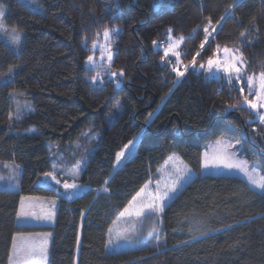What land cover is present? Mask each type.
I'll return each instance as SVG.
<instances>
[{
	"label": "trees",
	"instance_id": "1",
	"mask_svg": "<svg viewBox=\"0 0 264 264\" xmlns=\"http://www.w3.org/2000/svg\"><path fill=\"white\" fill-rule=\"evenodd\" d=\"M2 2L6 23L23 29L25 39L16 54L0 34V73L20 66L10 82L0 84V171L20 166L17 190L0 188V264H9L15 234L30 230L53 233L50 264H264V195L229 175L192 177L161 215L159 245L154 234L136 248L106 247L112 224L171 153L198 171L206 144L225 136L240 140L246 158L264 168V124L252 120L247 106L225 111L241 94L191 66L194 57L197 64L214 54L218 44L239 48L249 74L264 71V0H40L42 12L23 0ZM234 4L229 18L226 9ZM207 18L218 34L196 56ZM105 27L120 30L108 70L124 75L108 74L94 84L98 68L86 59ZM242 32L250 43L242 41ZM169 34L185 38L182 59L189 67L179 69L183 77L162 60ZM13 89L29 99L31 110L9 121ZM30 128L39 133L25 132ZM84 131L100 138H92L75 181L85 187L69 200L62 184L73 180L66 175L57 174V187L43 182L53 170L48 142L62 149L81 145ZM133 137L116 165V154ZM28 195L58 198L53 225H17L21 199Z\"/></svg>",
	"mask_w": 264,
	"mask_h": 264
},
{
	"label": "snow or ice",
	"instance_id": "2",
	"mask_svg": "<svg viewBox=\"0 0 264 264\" xmlns=\"http://www.w3.org/2000/svg\"><path fill=\"white\" fill-rule=\"evenodd\" d=\"M31 3L35 4L36 0H31ZM232 7L226 9V14L230 18L234 15L232 12ZM5 7L3 4H0V34L4 35L8 42L11 45L19 49L22 39L23 32L18 27L9 28L5 23ZM226 16H221L220 21H225ZM217 25L222 30V24L217 22ZM171 29L168 30L171 33ZM196 31L195 29L193 30ZM204 33V41L200 44V50L196 53V56H200L201 52L205 50V45L208 44L209 48H211V44H209V37H211L212 41H215V34H218L217 27L213 26L210 18H207V26L202 29ZM120 30L118 28H107L105 27L103 31V38L107 44L111 39H113L116 35H118ZM242 41L247 44L250 41H247L246 34L244 32L240 33ZM86 39V38H85ZM184 37H179L176 40H172L169 37V44L166 48L163 49V57L162 60H167L169 63L171 61L168 59L169 54L176 57L177 61H179L180 52L177 51L179 46L184 42ZM153 46L157 51H160V47L156 41H153ZM95 42L93 43V47H95ZM103 50V49H102ZM223 53V59L220 58H209L207 60V71L212 74V78L220 79L227 83L229 93L235 90L241 94V99L236 104H229L225 107V111H230L233 109H239L244 106H247L249 109L253 110L258 117V120L261 124H264V71H261L258 75L255 73L249 74L248 72V64L244 58L242 51L239 48H229L224 47L221 49L220 45H216L215 54ZM113 57V53L111 48H108L107 60L109 61V65L111 64ZM94 58L93 56L87 57V63L92 64ZM182 61L177 63L172 67V71L177 73V77H183L185 75V71H187L189 65H184L185 71H179V66ZM192 67H196V59L195 57L191 63ZM199 67L201 69L205 68V64H200ZM17 65H10L7 69V72L0 73V82L8 83L11 78L16 75ZM215 70V71H214ZM109 75L113 78L117 76H123L124 72L121 70L119 73L115 71H109ZM99 77V73L96 76L92 77V82L95 84ZM117 86L120 81H114ZM245 90H247V94L245 95ZM10 95L14 98L17 95H22V93L13 90ZM249 96L252 99H249ZM117 108L119 105L117 104ZM24 109H30V104L25 103L24 105H20L19 102H16V107L14 112H10L9 121L12 120H20L24 115ZM151 115V114H150ZM150 122V121H149ZM143 131V130H142ZM84 133H82L83 135ZM137 140V137H133V140H130L128 144L124 145L123 149L116 154V165H119L121 160L125 157V153L129 150L130 146L134 141ZM230 147L235 148V145H230ZM58 145H52L49 147V155L50 157H56V159L51 160L50 167L53 169L52 171L45 172L44 176L46 178H50L55 182L56 185L61 184V180L58 178L57 174L62 173L67 175L68 173L64 172L63 168L58 167L57 165L63 161V157L58 155ZM75 155V153L73 154ZM238 156V152L225 154V155H217L214 156L211 160H209L208 153H204V162L203 167L205 169L208 168H224L229 171L238 170L242 173L246 178L250 185L253 186L254 189H258L261 195H264V177H262L259 181L254 179L253 173L256 171L254 168L250 171L246 162L238 161L236 157ZM169 161L173 160V157L168 158ZM86 161L83 159L76 161L75 167L72 169L70 175L75 178L79 176V173L83 166H85ZM167 164V162H166ZM5 167H9L11 169L10 174L5 177L0 175V181L8 180L15 182L18 177V169L19 165H5ZM171 180L169 184L167 181ZM190 181V170L180 167H175L171 173H165V182L161 184V181L157 180L155 182L156 188L154 193L146 194V189L152 181H149V184H146L144 188H142L135 197H133L132 201L128 204L127 207L123 209L120 213V217H134V222L131 224L130 228H126L123 230H117L115 232V238L109 239L108 244L119 246L120 242L126 241L129 245L141 243V238L139 236L140 230L143 228L144 221H152V226L147 230V236L152 237L155 233V241L157 245L161 242V235L159 232V228L156 226L159 224V216L163 213L166 205V201L172 199V197L178 192L180 186L183 183H187ZM105 184L108 183L107 180L104 181ZM63 189L67 195L69 200L77 197L81 194L82 190L85 186L79 185L73 179L72 183H68L64 181L62 184ZM57 190L58 189H53ZM30 197H25L21 201V209L19 212V216L21 217H33L35 219H51L52 215L48 214L47 216L41 217L38 216L33 211H25V200H31ZM54 206V202H53ZM110 233L112 230H109ZM50 235V234H49ZM47 259V237H32L25 236L22 233H17L13 238L12 243V256L10 257L11 264H38L39 261Z\"/></svg>",
	"mask_w": 264,
	"mask_h": 264
},
{
	"label": "rangeland",
	"instance_id": "3",
	"mask_svg": "<svg viewBox=\"0 0 264 264\" xmlns=\"http://www.w3.org/2000/svg\"><path fill=\"white\" fill-rule=\"evenodd\" d=\"M23 1H25L30 8H32V9H34L36 11L42 12V4H40V0H36L35 4L31 3V0H23ZM0 4H3L4 7H5V18L4 19H5V23H6V16L8 14V12H7L8 7L4 4V2H2V0H0ZM6 25L9 28L14 27V26H11V25L9 26L8 23H6ZM21 30L23 32V39H22V43H23V41L25 39V33H24L23 29H21ZM1 36L4 38L6 43L13 49V51L16 54H19L21 52L22 46H23L22 43H21L19 49H16V48H14L11 45V43L8 42L7 38L4 35L1 34ZM169 37H171L172 40H176V39H178L179 37H182V36L169 34L168 35V43L163 45L162 49H164V48H166L168 46ZM95 45L96 46L94 47L93 53H91L89 55V56H93L94 60H93L92 64H88L87 63V59H86V63H87V66H91V67L93 66L95 68H98L97 71L99 73V77H98L96 82L99 83V82L103 81L104 78H109V76L107 77V75L109 74V70L108 69L110 68L109 61L107 60L108 48H111V51L113 53V57L115 56L116 51H115V49L113 47V45H114L113 40L111 39L106 44L103 36L101 38H99L98 43H96ZM182 45H183V43L177 49V51L180 52L179 61H177L176 57L172 56L171 54H169V58H168L171 61L170 64L172 66H174L177 63H179L180 61H182V63H180L179 69L184 67V65L186 63L185 60L182 59V53H183ZM220 47H221V49L224 48L222 46H220ZM229 48H232V47H229ZM113 57H112V60H113ZM210 57L211 58H220V59L224 58L222 52L220 54H218V56L214 53L212 55L207 56L205 60H202V61H200V62H198L196 64L195 69L198 72L204 73L207 77H212V74H210L207 71V60ZM200 64H205V68L201 69L199 67ZM14 65H17V64H14ZM19 67L20 66H18L16 71L19 69ZM101 68H105V69H101ZM110 71H113V70H110ZM255 74L258 75L259 73H255ZM13 78H11V80ZM117 80L120 81L119 85H121L122 79H117ZM1 83H3V82H0V84ZM13 90H16V89H13ZM13 90L11 91V93L13 92ZM16 91L19 92V93H22L19 90H16ZM246 94H247V90H245V95ZM22 95H23V93H22ZM20 96L21 95H17L14 98L11 96V99L13 100V112H14L15 107H16V102H19L20 105H24L25 103L30 104L28 98L24 97L22 99ZM249 99H252V97L249 96ZM116 106H117V103H116ZM24 111H27V109H24ZM115 114H116V112H115ZM252 120H258V117L256 116L255 112H254V116H253ZM25 132H28V133H31V134L39 133V131H37V128L36 129L35 128H30V129L25 130ZM82 133H84V134L82 135ZM80 137H81L80 139L82 141H84V143H80L82 145V147H81V145L75 144V146L69 145V147L62 149V147H60L61 144L59 142L58 143L57 142H48V148L50 146H52V145H58L59 146L57 152H58L59 156L63 157V161L60 164H58L57 166L60 167V168H63L65 173H68L66 176L69 178V180L75 179V181H77L82 176V173H83L82 171H83L84 167L86 166V164L88 162L83 155H86V154H89V153L92 152V147L93 146H91V144H90V143H92V138L93 139H97V140H99V138H100L99 134L95 138V136H92V133L88 134L86 131L81 132ZM230 145H235V148L230 147ZM68 152H70V153H68ZM206 152L208 153L209 160H211L214 156H217V155H225V154H231V153L238 152V156L236 157V159L238 161L246 162V164L249 167L250 171L253 168L256 170L253 173L254 179L259 181L262 177H264V168H262L256 162L254 163V162L250 161L243 154V143L240 140H234V139H230V138L225 137V136H221V137H217L215 139H212L209 143L206 144L205 148L203 149V151L201 153V166H200L201 168L198 171H195V169H193L192 167H189L184 162L183 158L180 157V155H178V153H176V152L171 153L168 156V158L171 156V157H173V160L169 161L167 159L158 168V170L156 171V173L154 175V177L156 176L157 179H155L154 177L152 179H149V181H152L151 184H149V181H147L146 184H149V186L146 189V194L154 193L155 192V188H156L155 182L157 180H159V181H161V184H163L165 182V173H171L174 170L175 167H180V168H185L186 167L187 169H189L190 170V181H191L192 177H195V176H198V175H201V174L238 176V177L242 178L244 181L245 180L247 181V178L242 173H240L238 170L229 171V170L224 169V168H219V169L208 168V169H205L203 167V162H204V153H206ZM74 153H75V155H73ZM54 159H56V157H53V160ZM81 159L86 161V164H85V166L82 167V169H81V171L79 173V176L73 178L70 175V173H71L72 169L75 167L76 161L81 160ZM71 160H73V161H71ZM166 162H167V164H166ZM10 172H11V169L8 168L5 172L0 171V175H3L5 177H7L10 174ZM19 176L20 175L18 174L17 180L15 182L8 181L7 179L4 180V181H0V188H4V189L9 188V189H12V190H17V188L19 187L18 186ZM47 179H49V178H47ZM47 179H44L43 182L45 184H48V185L51 184V185H53L55 187V185H54L55 182L52 181L51 179H49V180H47ZM167 182L170 184L171 180H168ZM187 183H183L182 182V186L179 187L177 193H179L182 190V188ZM247 183H248V181H247ZM60 185H56V187L60 186ZM248 185L251 186L252 189H254L253 186L250 185L249 183H248ZM144 186L142 188H144ZM254 190L259 192L258 189H254ZM28 196L33 197L34 200L29 201V203L27 201H24L25 211H33L38 216H41V217L47 216L48 214H54V215H52L51 219H44V218L35 219V218L31 217V216H29V217H21V216L18 215V218H17L18 224L26 225V226H30V225L31 226H38V227L39 226H51V225H53L55 223V221H56V212H57V209L59 207L58 206V202H59L58 198L51 197V196L50 197H46V196H42V195H39V196L28 195ZM132 199L128 202V204L132 201ZM170 200L165 202L166 205H168L170 203ZM53 202H54V206H53ZM128 204H127V206H128ZM161 215H162V213L159 216V220L161 219ZM134 219H135L134 217H120L119 216L116 219V221L112 224V226L110 227V230H112V232L110 233V231H109V233H108L109 239H114L115 238V232L117 230H123V229H126V228H130L131 224L134 222ZM152 223H153L152 221H147V220L144 221L143 228L140 230V233H139V236L141 238V243L129 245L126 241L122 240L120 242L119 246H115V245L108 244V241H109V239H108L107 245H106L107 251L112 252V251H118L120 249H128V248L139 247L140 244H143V243L147 242V239L150 238V237L147 236V230H148L149 227L152 226ZM159 224L156 225L158 228H159ZM159 232H160V228H159ZM18 233H22L25 236H32V237H38V238H42V237L46 236L47 237V259L39 261L38 264H50L49 258H50V255H51V245H52V240H53L52 239V234L53 233L51 231H49V230H30V231H19ZM11 251H12V249H11ZM11 256H12V252H11L10 257ZM9 264H11V260L10 259H9Z\"/></svg>",
	"mask_w": 264,
	"mask_h": 264
},
{
	"label": "crops",
	"instance_id": "4",
	"mask_svg": "<svg viewBox=\"0 0 264 264\" xmlns=\"http://www.w3.org/2000/svg\"><path fill=\"white\" fill-rule=\"evenodd\" d=\"M44 179H47V178L44 176ZM49 179H50V178H49ZM49 179H47V180H49ZM8 189H9V188H8ZM25 197H30V196H23L22 199L25 198ZM30 198H32L31 200H34L33 197H30ZM22 199H21V201H22ZM31 200H25V201H27V202L29 203V201H31ZM35 200H36V199H35ZM19 207H20V208H19V211H18V215H19V212H20V209H21V203H20ZM18 215H17V218H18ZM17 224H18V222H17ZM18 225H21V224H18Z\"/></svg>",
	"mask_w": 264,
	"mask_h": 264
}]
</instances>
